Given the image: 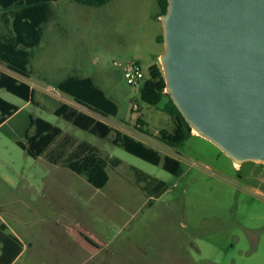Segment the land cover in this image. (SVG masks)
I'll return each instance as SVG.
<instances>
[{
	"label": "rangeland",
	"instance_id": "1",
	"mask_svg": "<svg viewBox=\"0 0 264 264\" xmlns=\"http://www.w3.org/2000/svg\"><path fill=\"white\" fill-rule=\"evenodd\" d=\"M52 7L55 18L43 25L29 66L37 104L0 88V97L19 107L0 126V218L26 244L25 257L39 254L44 264H264V165L248 162L234 170L232 160L205 140L174 150L160 143L154 133L169 127V117L142 101L119 66L136 61L147 74L164 51L156 41L163 34L157 1L112 0L95 7L60 0ZM3 9L0 2V32L7 34ZM69 75L92 78L118 114L104 118L60 93L57 86ZM63 103L153 148L162 160L177 151L183 174L113 144L115 133L103 139L57 116ZM30 116L92 144L105 159H119L120 166L107 167L108 184L97 189L45 155L28 156L17 141L24 139ZM139 120L153 136L139 130ZM134 169L167 183L168 192L149 205L141 189L146 184ZM25 257L19 264H27Z\"/></svg>",
	"mask_w": 264,
	"mask_h": 264
},
{
	"label": "trees",
	"instance_id": "2",
	"mask_svg": "<svg viewBox=\"0 0 264 264\" xmlns=\"http://www.w3.org/2000/svg\"><path fill=\"white\" fill-rule=\"evenodd\" d=\"M59 0H0L4 5L1 21L8 28V33L0 32V88L18 98L37 104L35 89L27 82L31 77L29 66L34 51L43 39V25L55 18L53 3ZM86 6L100 7L111 0H73ZM160 15L167 11L168 0H156ZM157 43L164 44L163 34L156 38ZM57 90L72 98L76 105L95 114L107 118L118 114L117 104L96 85L90 77L69 75L62 80ZM141 99L144 103L158 107L170 121L167 128L158 130L155 138L171 149L185 146L194 136L186 119L180 113L169 94L166 93V81L159 63L152 64L139 86ZM166 102L164 103V101ZM163 104V105H162ZM19 111V107L0 97V126L6 123ZM55 114L64 118L74 126L90 132L100 138H109L115 133L113 144L123 147L129 153L153 164H162L164 169L175 176H181L183 166L178 159L165 157L149 148L144 143L114 129L93 115L79 110L70 104L63 103ZM146 123L139 120V130L153 136L149 129L144 130ZM17 145L30 157L46 156L48 162L68 168L73 173L83 176L87 182L97 189L104 188L109 182L107 167L117 168L121 161L115 158H103L100 150L85 141H77L76 137L65 135L63 130L42 118L30 116L24 139L18 140ZM137 181L145 182L146 187L155 185L160 197L168 190V184L150 175L134 169ZM152 200L149 201V205ZM23 242L8 229L0 219V264H13L22 254Z\"/></svg>",
	"mask_w": 264,
	"mask_h": 264
},
{
	"label": "water",
	"instance_id": "3",
	"mask_svg": "<svg viewBox=\"0 0 264 264\" xmlns=\"http://www.w3.org/2000/svg\"><path fill=\"white\" fill-rule=\"evenodd\" d=\"M166 93L234 164L264 165V0H168Z\"/></svg>",
	"mask_w": 264,
	"mask_h": 264
},
{
	"label": "crops",
	"instance_id": "4",
	"mask_svg": "<svg viewBox=\"0 0 264 264\" xmlns=\"http://www.w3.org/2000/svg\"><path fill=\"white\" fill-rule=\"evenodd\" d=\"M60 1V0H59ZM58 1V2H59ZM112 1V0H111ZM160 15V14H159ZM157 16V18H158V20H159V17L160 16ZM160 21V20H159ZM157 38V37H156ZM164 53V51L163 52H161L160 54H158V55H156L155 56V62L154 63H159V60H160V56L162 55ZM139 63V62H138ZM153 63V64H154ZM140 64V63H139ZM152 65V64H151ZM150 65V66H151ZM149 66V67H150ZM144 121V120H143ZM145 123H146V125H148V123L146 122V121H144ZM161 129V128H160ZM157 132H158V130H156L155 131V133H154V136H153V138L155 137V135L157 134ZM197 139H200V140H205L204 138H202V137H200V136H198V135H194L193 137H191L187 142H186V144H185V146L187 145V143L189 142V141H193V140H197ZM205 141H207V140H205ZM207 142H209V141H207ZM212 144V143H211ZM172 150H174V149H172ZM175 152V153H174ZM178 152L177 151H172L171 152V154L170 155H168L169 157H173V158H175V159H180L179 158V156H178V154H177ZM252 165L253 164H256V163H251ZM244 165V164H243ZM242 165V166H243ZM232 168L234 169V170H239L240 168H237V167H235V164L234 163H232ZM151 177H153V178H155L154 176H152L151 175ZM157 179V178H156ZM159 180V179H158ZM160 181H162V180H160ZM146 184V183H145ZM147 186V185H146ZM146 186H144V187H141V189H142V191L144 192H146L147 194V197H149L150 198V200L153 198V197H157V194H158V190H157V187H155V185H152V186H148V188H145ZM168 192V190L164 193V194H166ZM164 194H162L161 196H163ZM160 196V197H161ZM1 219V218H0ZM2 221V220H1ZM3 222V221H2ZM5 223V222H4ZM6 224V223H5ZM7 225V224H6ZM8 226V225H7ZM8 229H9V231L11 232V230H10V228H9V226H8ZM11 233H13L14 235H16L21 241H22V239L20 238V236L18 235V234H16V233H14V232H11ZM88 240V242H91V240H89V239H87ZM23 242V241H22ZM23 244H24V249H23V252H22V254L15 260V262L13 263V264H19V262L23 259V257H25L26 256V253H27V251H28V248H27V246H26V244L23 242ZM91 244H93V243H91ZM32 253H34V251H31ZM26 259H25V263H27V264H44V260H43V258L41 257V256H39V254H36L35 253V255H31L30 257H25Z\"/></svg>",
	"mask_w": 264,
	"mask_h": 264
},
{
	"label": "built area",
	"instance_id": "5",
	"mask_svg": "<svg viewBox=\"0 0 264 264\" xmlns=\"http://www.w3.org/2000/svg\"><path fill=\"white\" fill-rule=\"evenodd\" d=\"M119 66L122 67L124 78L129 86L139 87L142 84L146 73L138 62L132 61L124 65L119 64ZM139 109V105L133 106L134 111H139Z\"/></svg>",
	"mask_w": 264,
	"mask_h": 264
},
{
	"label": "bare ground",
	"instance_id": "6",
	"mask_svg": "<svg viewBox=\"0 0 264 264\" xmlns=\"http://www.w3.org/2000/svg\"><path fill=\"white\" fill-rule=\"evenodd\" d=\"M195 132V134H197L198 135V133L196 132V131H194ZM235 165H238V164H235Z\"/></svg>",
	"mask_w": 264,
	"mask_h": 264
}]
</instances>
